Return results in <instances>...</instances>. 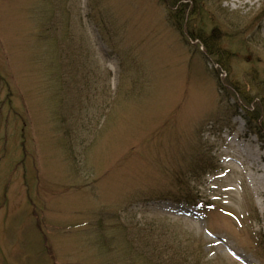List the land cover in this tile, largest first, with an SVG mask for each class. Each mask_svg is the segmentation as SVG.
<instances>
[{
	"label": "rangeland",
	"instance_id": "rangeland-1",
	"mask_svg": "<svg viewBox=\"0 0 264 264\" xmlns=\"http://www.w3.org/2000/svg\"><path fill=\"white\" fill-rule=\"evenodd\" d=\"M208 9L222 62L165 0H0V264H264V0Z\"/></svg>",
	"mask_w": 264,
	"mask_h": 264
},
{
	"label": "trees",
	"instance_id": "trees-1",
	"mask_svg": "<svg viewBox=\"0 0 264 264\" xmlns=\"http://www.w3.org/2000/svg\"><path fill=\"white\" fill-rule=\"evenodd\" d=\"M168 3L170 8L169 10V19L176 24V27L180 33L186 34V37L191 39L192 42L197 41L199 47H203L206 50L208 55H211L217 58L220 62L224 60L229 50L222 46L223 39L219 36L223 34L220 28H217L218 25L215 24L212 20L213 18L208 17L205 13H209L208 6L212 3V0H165ZM211 6V5H210ZM213 6V5H212ZM182 34V36H183ZM220 38H219V37ZM184 37V36H183ZM243 103H246L248 107L245 106V118L248 119L251 125V121H262L263 116L261 115V109L258 108V112L254 110L251 102H248L244 97L241 98ZM253 108V110H251ZM255 129V128H253ZM257 135L264 140V134L258 128L255 129ZM72 139L70 140L71 143ZM66 149L69 155L74 158L72 155L75 148L71 144ZM192 204L196 205V201H192ZM164 253V256L162 255ZM158 258L155 260L165 261L163 259L173 258L177 261V264L182 262L183 264L194 257L193 255L187 256L186 250H179L178 248H169V249H161L159 251ZM170 260V259H169ZM197 260V259H196ZM196 260L195 263H196ZM203 260L198 258V262ZM166 262V261H165ZM172 262V261H171ZM171 264H174L173 262Z\"/></svg>",
	"mask_w": 264,
	"mask_h": 264
},
{
	"label": "bare ground",
	"instance_id": "bare-ground-1",
	"mask_svg": "<svg viewBox=\"0 0 264 264\" xmlns=\"http://www.w3.org/2000/svg\"><path fill=\"white\" fill-rule=\"evenodd\" d=\"M247 149V148H246ZM256 152H254L253 150H249V149H247V152L250 154V155H252V162H254V164H256L257 162H259V158H261V155L258 153V150H255ZM252 166H253V164H252ZM263 171V168L261 167L260 168V166H258V171ZM262 180H264V176H262V178H261ZM249 181H250V184L252 185V186H254L258 191H259V188L261 187V180L259 179V177L256 175V174H254L253 173V171L252 170H250V172H249Z\"/></svg>",
	"mask_w": 264,
	"mask_h": 264
}]
</instances>
